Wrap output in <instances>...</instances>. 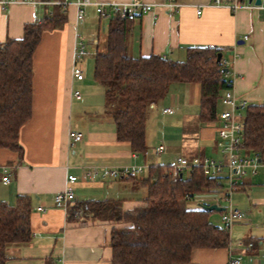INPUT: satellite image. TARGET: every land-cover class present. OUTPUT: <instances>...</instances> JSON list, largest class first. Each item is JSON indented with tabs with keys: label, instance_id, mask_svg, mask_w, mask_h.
I'll return each instance as SVG.
<instances>
[{
	"label": "crops",
	"instance_id": "1",
	"mask_svg": "<svg viewBox=\"0 0 264 264\" xmlns=\"http://www.w3.org/2000/svg\"><path fill=\"white\" fill-rule=\"evenodd\" d=\"M146 1L154 8L131 23L127 40L129 55L159 54L184 60L190 46L215 45L222 51V58L228 61L227 77L232 80L231 90L237 98L245 100L247 106L264 103V0L260 4L255 0H221L220 3L215 0ZM235 3L238 5L236 8ZM198 8L201 9L200 14L197 13ZM53 10L54 5L40 0H14L4 9L0 6V42L8 37L22 38L26 23L41 20ZM94 12V7L89 6L86 19L78 23L77 6L71 4L66 8L67 20L61 26L44 30L33 55L32 115L19 132L23 154L0 148V202L15 204L18 195H28L32 203L31 239L9 245L6 264H112L111 229L126 223L96 216L86 203L89 200L113 199L127 211L144 203L146 191L136 187L130 179L82 178L84 167L129 163H140L148 168L173 165V162L162 161L161 155L164 154L166 158L175 154L176 157L183 155L188 158H225L218 144L217 127L223 121V111L229 106L221 102L218 119L201 122L200 87L194 82L174 83L161 100L166 102L163 114L173 115L177 110L181 111V116L172 121V127L165 133L162 153H156L158 146L152 148L148 136L147 152L136 153V157L129 142L117 139L105 88L93 76L94 62L90 79L85 72L82 80L76 79L73 73L76 64L84 69L86 56L95 57L97 50L104 47L100 35L103 20ZM92 19H97L98 31L96 34H83L88 54L78 59L79 28ZM82 87L90 88L88 98L79 90ZM76 91L81 93L80 99L74 96ZM99 93L103 94V101ZM161 101L150 106L148 115L159 110ZM196 105L198 112L194 114ZM167 107H172L174 112H165ZM72 131L82 133V140L73 143ZM203 148L205 151L202 153ZM207 149L218 155H208ZM242 152L247 153L244 149ZM260 172L264 181V167H258L255 174L243 177L240 190L251 186L252 178ZM71 174L79 176L74 183L76 198L65 210L56 206L54 197L66 188ZM6 175L9 182L3 180ZM216 189L217 186L195 193L196 200H184L185 206L196 209L189 205L204 204L206 197L218 200L220 195ZM39 206L44 210H39ZM76 209L81 210V215L74 214ZM212 213L210 222L223 226L222 212L218 223L212 221ZM252 222L245 213L243 219L234 223L245 224L249 228L246 236L233 239L228 228L230 239L226 246L194 247L190 259L179 264H227L230 252L243 254V264H264V236L258 230L259 226L253 232ZM230 242L233 245L231 251ZM250 242L253 245L247 247Z\"/></svg>",
	"mask_w": 264,
	"mask_h": 264
},
{
	"label": "trees",
	"instance_id": "2",
	"mask_svg": "<svg viewBox=\"0 0 264 264\" xmlns=\"http://www.w3.org/2000/svg\"><path fill=\"white\" fill-rule=\"evenodd\" d=\"M66 9L54 5L38 21L26 23L22 38L0 42V148L23 154L21 126L32 115L33 55L44 30L61 26ZM104 31V47L94 57V79L105 88V98L115 123L117 139L129 142L133 152L145 154L147 118L153 103L163 100L174 83H197L200 87L199 119H218L221 98L232 80L210 46H190L184 60L159 54L133 57L127 52L133 20L114 15ZM242 148L264 159V103L245 110ZM187 173V174H186ZM145 175L124 176L146 191L144 203L124 211L116 200H89L96 216L126 225L111 229L112 264H179L190 259L194 247L226 246L229 229L209 220L213 211L190 209L186 194L213 189L215 180L200 167L177 172L173 165L149 166ZM31 198L18 195L15 204L0 202V264H6L7 247L31 239Z\"/></svg>",
	"mask_w": 264,
	"mask_h": 264
},
{
	"label": "built area",
	"instance_id": "3",
	"mask_svg": "<svg viewBox=\"0 0 264 264\" xmlns=\"http://www.w3.org/2000/svg\"><path fill=\"white\" fill-rule=\"evenodd\" d=\"M14 0H0V6L4 9ZM23 2H35L36 0H20ZM46 4L62 5L65 9L74 4L77 6L76 21L83 22L87 17V8L93 6L98 17L101 19H111L114 15H120L121 17L128 18L129 20H135L140 15L151 11L154 8L152 3L146 0H129L127 2H104L100 0H40ZM216 3H220L221 0H215ZM238 5L234 4V8ZM197 13H201V9H197ZM245 38H248L246 35ZM78 48L76 51V58H81L88 54L86 50L85 37L83 34H78ZM211 48H217L215 45H210ZM223 67L227 68L228 61L221 59ZM74 77L78 80L84 79L83 68L76 64L74 66ZM74 96L80 99L82 97L79 91L74 93ZM221 102L224 105H228L229 108L223 111V121L217 127V133L219 136V146L225 153V158L222 160L204 157L188 158L186 156H177L173 164V168L179 172L184 173L192 169L193 167L202 168L203 172L215 180L216 186L221 187L224 184V179L228 180L229 187L228 192H224L225 199L231 201V193L235 190L236 186H239V178H243L249 173L255 174L258 167H264V159L258 154L243 153L242 152V132L245 122V111L247 102L245 100H239L235 93L228 89L225 91L221 98ZM165 112L173 113L172 107L164 109ZM72 142L82 140L83 135L80 132L72 131L70 133ZM165 149L164 145H159L156 148V153H162ZM138 154L134 153L136 157ZM148 167L140 164H102L91 165L82 169L81 177L89 180H101L108 178H122L124 176H139L143 174ZM79 176L71 174L68 176V184L63 191L56 193L54 201L56 206L65 210L68 209L69 204L75 200V187L74 183L78 180ZM4 182H9L8 175L3 177ZM195 195L186 194L185 202H192L196 200ZM202 203L197 205V208H202ZM39 210H44L42 206L38 207ZM81 210L76 209L75 215H81ZM245 217V212L239 208L234 207L231 203L228 208L222 211L221 220L223 224L230 229L231 224L237 220H241ZM253 243H248L247 247L252 246ZM233 245L229 243L230 251ZM243 254L231 253L228 258L227 264H243Z\"/></svg>",
	"mask_w": 264,
	"mask_h": 264
},
{
	"label": "rangeland",
	"instance_id": "4",
	"mask_svg": "<svg viewBox=\"0 0 264 264\" xmlns=\"http://www.w3.org/2000/svg\"><path fill=\"white\" fill-rule=\"evenodd\" d=\"M95 13V12H94ZM103 24L102 26H108L109 21L108 19H102ZM98 31V22L97 19H92V20H87V22L84 25H81L79 28V34H96ZM101 35V40H104L105 33L102 30L100 32ZM86 61L84 62V72L87 77V79H90L93 73V62H94V55H88L86 56ZM101 85V84H100ZM100 89L101 86H98ZM86 98H88L89 90L90 88L87 89L85 88H80L79 89ZM99 98L101 100H104L103 94L99 93ZM164 103L166 102L161 101L159 103V110L157 109L156 112L154 111L153 113H150L148 115V121H147V136H148V142L149 144L152 145L153 147H157L159 145H164L165 144V133L169 131L170 127H172L175 118H178L181 116V111L177 110L175 114L173 115H165L163 114V108H164ZM109 107V106H108ZM110 109V107H109ZM195 113L197 114L198 112V105L195 107ZM175 122V121H174ZM211 144V143H210ZM205 151V148H203L202 153ZM207 154L210 156H217V154H213L209 149H207ZM220 152V150H219ZM221 153V152H220ZM178 154V153H177ZM167 155H161L162 161L165 163H174L175 162V157L174 156H169L166 158ZM175 158V159H174ZM140 164V163H139ZM187 174V173H186ZM109 179V178H108ZM239 183L244 182L243 178L238 179ZM228 187H229V182L228 180L224 179V184L221 187H217L216 190H218V193L220 195V198L215 199V198H204V204H212V203H218L220 206L228 208L230 204L232 203L234 207L241 209L245 213H247L248 217L253 221L251 223L252 225V230L255 233V227L259 226L258 230L263 234L264 236V181L262 180V172L258 173L256 176L252 178V185L246 187V190H240V185L235 187V190L231 193V201L228 199L223 198L224 192H228ZM189 207H197V204H190ZM222 211H214L211 215V219L214 222H219V216ZM249 232V228L245 224H231L230 227V233L231 237L233 239L239 238V237H244L247 235Z\"/></svg>",
	"mask_w": 264,
	"mask_h": 264
},
{
	"label": "water",
	"instance_id": "5",
	"mask_svg": "<svg viewBox=\"0 0 264 264\" xmlns=\"http://www.w3.org/2000/svg\"><path fill=\"white\" fill-rule=\"evenodd\" d=\"M253 0H250V2H252ZM255 3L256 4H260L261 3V0H255ZM222 52H219L218 55H217V61H221L222 59ZM227 69L226 68H223L222 69V72H226ZM183 176V173H180V177ZM202 209L206 210V211H213V210H216V211H223L225 210V207H222L220 206L219 204L217 203H212V204H203L202 205Z\"/></svg>",
	"mask_w": 264,
	"mask_h": 264
}]
</instances>
